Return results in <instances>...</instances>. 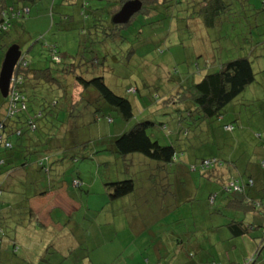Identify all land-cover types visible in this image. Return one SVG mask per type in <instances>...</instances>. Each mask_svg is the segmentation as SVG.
Returning a JSON list of instances; mask_svg holds the SVG:
<instances>
[{
  "label": "trees",
  "instance_id": "16d2710c",
  "mask_svg": "<svg viewBox=\"0 0 264 264\" xmlns=\"http://www.w3.org/2000/svg\"><path fill=\"white\" fill-rule=\"evenodd\" d=\"M38 1L40 0H12L9 3L8 0H0V49L4 47L8 49L14 44L8 40L11 29L16 26L20 27L19 22L29 16L30 7L36 5ZM104 1H111L114 4L108 11L109 19H102L98 13L100 8H95L90 14L88 13L93 18L92 26H82L80 33L84 32L83 36L94 38L100 45L117 43L115 49L125 51L126 55L119 57L112 47L110 49L101 46L103 53L101 56L96 55L95 58L87 61L84 58L85 52L78 51L70 57L71 62L62 64L57 47L50 46L48 49L52 66L32 64L31 58L23 55L14 69L8 96L3 98L0 95V111L3 112L0 119V175L4 170H6L4 172H8L17 167L21 160L33 164L37 172L48 175L51 171V160L56 153H60L59 156L72 162L75 168L79 165L80 158L93 161L96 159L94 155L100 154V159L95 160L96 168H98L97 164L101 160L103 164H99L100 169L96 171L100 174L102 170L105 179H101V177L100 179L103 182L108 203L133 197L137 209H140L141 213H144L150 205L156 207L157 214L155 213L151 218L153 225L171 227L176 222L166 224L162 218L177 210L181 204L176 205L174 196L169 197L165 194V192L169 194V190L174 188L171 177L173 171H170V164L179 162L183 155H191L190 152L184 150V145L190 147L191 142L198 140L200 134H207L209 128L214 130V133L207 134V138L216 136L217 129L235 132L236 126H239L237 124L239 114L234 120L232 119L233 124L226 122L225 116L231 114L229 116L234 117L229 107L242 105L236 99L248 86L255 82L251 61L247 56L237 57L229 61L221 60L217 63L212 59L210 62L204 63V68H199L195 64L196 76L193 75L192 77L189 75L193 71L182 72L180 70L178 74L175 71L174 85L176 88L171 89L166 99H162L161 102L175 114L177 129L176 131L175 128L166 130L163 123L158 124V130L164 135L160 134L165 142L164 145H161L158 139H153L149 133L150 130L157 127V123L154 121L144 120L131 125L128 129L124 127L112 128L113 119L109 116L110 112H115L123 123H130L134 118V106L140 101L139 99L131 101L123 95H116L107 86L105 80L109 76L108 73L114 72V69L107 64L128 65L135 50L123 36V32L128 30L136 16L142 17L148 26L158 23L161 26V36L156 37L159 40L162 37L164 41H168L172 39L173 31L176 33L183 31L185 38L188 36L190 38L189 34L193 33L192 30L196 33L198 32L196 30L203 28L213 32V29L222 25L223 19L228 17V20L232 18L237 21L238 18H241L247 22L246 14L249 11L252 13L250 14L252 18L259 13L264 14V0L262 9L256 13H253L256 9L250 0H138L141 3L140 10L126 23L120 24L113 23L112 17L123 4L131 0ZM87 4L85 3L83 6ZM49 14L50 17L53 16V13ZM88 14L86 19H88ZM51 21L53 26L75 22L71 16L67 15H62L58 22L52 19ZM228 23L233 27L234 33V24ZM244 26L246 27V25ZM248 26L252 29L251 24L248 23ZM218 29L220 31L221 27ZM210 40L214 42L213 37ZM124 42L128 43L129 46L125 48ZM152 76L150 82L144 80L142 84L146 86L157 84L160 81L155 74ZM166 77L168 78V76ZM164 80L166 79L164 78ZM75 88L79 89L76 97L73 95ZM123 93L136 95L138 89L128 87L124 89ZM156 97H153L154 100L152 101H155ZM253 102L254 100L251 101V104ZM63 110L68 114L66 118L59 116L58 111ZM87 111L90 114V121L88 123L80 121L79 118ZM99 121H105L107 130L103 129L102 134L97 139L77 141V132L90 130L91 126L98 128L97 123ZM226 126H231V130H226ZM232 136L227 138V151L224 156L203 158L199 161L197 159L188 166L186 165V169L194 173L200 168V176L198 177L218 184L220 193L210 192L207 198V204L210 209H215L213 211L217 212V215H220V211H217L218 207H214L217 195L224 196L225 206L222 209L229 212L250 214L253 221L251 223L245 220H232L227 224L231 237L237 238L259 230L264 240V188L261 190L262 197L251 198L249 192L257 186L255 179L236 177L237 172L234 163L241 159L244 154L241 151L239 155L235 153L238 148H233ZM261 137L260 134L258 139H262ZM47 140L52 143L50 144L51 147L54 149L63 147L62 150L47 151L41 149ZM58 144L62 145L57 146ZM257 144L255 153L258 152L259 154L256 153L259 156L258 167L264 175V143L261 144L259 141ZM231 152H233V157L236 156L234 160H228V155ZM106 153L114 156L116 166L114 172L111 162L105 156ZM251 153L253 154V151ZM136 155H141L146 160L143 158L135 159L133 156ZM32 159L33 161H31ZM134 159L137 165L143 162L144 167L153 162L155 166H159L160 171L164 172L166 180L163 190L162 185L156 190V193L147 187L146 183L149 178L146 175L147 170L140 173L142 176L134 175L136 179L127 174L129 167L135 164ZM205 162H208V166L204 165ZM109 166L111 167L110 170ZM139 172L137 170L136 174ZM126 175L128 176L125 178ZM120 176L123 178L119 179ZM108 178L115 181L108 183ZM231 184L237 186V189ZM262 184L264 186V179ZM72 185L81 188L82 180L78 176V171L76 177L72 178ZM160 189L161 191H159ZM170 193L172 194V191ZM1 195L2 190L0 189V202ZM156 199L159 206L158 204L155 205L154 200ZM139 202L146 203V206L141 207L139 205L138 207ZM138 216L143 224L150 226L149 221L143 215L139 214ZM170 233L173 236L176 235L174 234L176 232ZM179 233L181 232H177V234ZM4 236V224L0 220V251ZM173 241L176 246L183 240L178 238ZM156 247L155 253L160 254L164 246L157 243ZM16 249L17 247L13 244V253L16 252ZM259 253L260 250H257L256 254ZM163 254L166 256L158 257L157 263L159 264L165 258L166 264H171L172 260L169 262L166 260L169 253L164 252Z\"/></svg>",
  "mask_w": 264,
  "mask_h": 264
},
{
  "label": "rangeland",
  "instance_id": "374dc122",
  "mask_svg": "<svg viewBox=\"0 0 264 264\" xmlns=\"http://www.w3.org/2000/svg\"><path fill=\"white\" fill-rule=\"evenodd\" d=\"M8 1L9 3L12 2V0ZM262 2L263 0H250V3L256 9L253 13L262 9ZM85 3L88 4L83 6ZM112 6L114 4L111 1L106 2L104 0H40L36 5L30 7L29 16L19 22L20 27L16 26L11 29L8 40L18 45L22 56L27 55L30 57L32 64L52 66L51 64L53 63L51 62L48 49L50 46L57 47L62 64L71 62L72 59L70 57L78 51L85 52L84 58L89 61L95 58L96 55L101 56L103 54L101 46L110 49L111 47L113 49L117 47V43L100 45L94 38L91 39L88 36H83L84 32L80 33L82 26H92L93 18L89 14L93 9L100 8V12L98 13L105 20L109 19L108 11ZM49 13H53V16L50 17ZM87 14L88 19H86ZM250 14H252L251 11L246 14L247 22L241 18H238L237 21L232 18L228 20L229 17L224 18L221 23L222 25L213 29V32L206 31L203 28L200 30L195 27V29H198L196 30L198 32L195 33L192 30L193 33L189 34L190 38L189 36L185 38L183 31H177L178 34L173 31L172 39L168 41H164L162 37H160V40L156 37H159L161 33V26L158 23L148 26L144 23L142 17L136 16L132 20L128 30L123 32V36L129 41L130 45L132 44L135 52L128 65L107 64L114 69V72L108 73L109 76L105 82L116 95H123L129 98V100L131 99V101L139 99L140 102L134 106V118L130 123H123L115 112L109 111V116L113 119L112 128L124 127L128 129L131 125L144 120L154 121L157 123V127L150 130L149 133L153 139H158L159 143L164 145L165 142L160 135H163V133L158 130V124L163 123L166 130L175 128L176 131L177 129L176 119H174L175 114L161 102L162 99H166L171 89L176 88L174 85V72L176 71L178 74L180 70L182 72L193 71L189 75L192 77L193 75L196 76L195 64H204L206 61L210 62L212 59L217 63L221 60L229 61L245 56L251 61L255 74V82L248 86L236 99L242 105H232L229 107L234 117H230L229 115L231 114H229L225 116V121L232 122L233 124V120L239 114L237 117L239 121L237 124L239 126L235 128V132L239 136H241V127H244L241 124L247 122L246 118L248 115L257 112V118L264 121V14L259 13L254 18ZM62 15L71 16L75 22L53 26L51 19L58 22ZM228 22H231L232 25L234 24V33L233 27ZM248 23L249 25L251 24L252 29L249 28ZM219 27H221L220 31ZM211 37H213L214 42L210 40ZM9 42L6 43L8 44ZM129 44L124 42V47H128ZM6 50L5 47L0 49V68ZM115 50L119 57L126 55L125 51H118L117 48ZM153 74L158 76L157 78L160 81L157 84L144 86L142 82L144 80L150 82ZM128 87L137 88L138 93L136 95L124 94V89ZM78 91L79 89L76 88L73 91L75 97ZM153 97H156L155 101H152L154 100L152 99ZM252 100L254 102L251 104ZM58 113L60 118H66L68 115L65 110L58 111ZM253 117H255V114ZM79 120L88 123L90 121L89 112L83 113ZM250 123L255 125V119L250 120ZM97 126L98 128L91 126L90 130L77 132V141L82 142L88 139H97L102 134L103 129L107 130L105 121H99ZM217 130L216 140L218 143H205L202 146H195L194 143L199 140L207 141V134L202 133L199 135L198 140L192 142L190 147L184 145V150L190 152L192 157L198 159V161L203 158L224 156V153L227 151V138L234 133L226 132L223 129ZM260 134L262 135V139H258ZM256 137L257 139L252 141H249V139H244V141L239 140L240 147L238 149L240 150L235 153L239 155L240 151H244L249 145V151L252 152L255 149L254 145H258L254 144L256 141L257 143L259 141H261V144L264 143V132L257 133ZM256 153L258 154V152ZM256 153L253 152L252 154L255 162L259 159V154L257 155ZM99 156L101 155L95 154L94 158L96 159L93 161L81 158L79 161V165L82 164V168L80 169L84 180V182L82 181V185L85 183V187L82 189L81 211H78L75 217H79L81 227L86 228L84 233L86 239H83L82 229H79L76 234L84 240V244L81 246L82 250L79 252L81 257L80 264H83V260L84 264H142L141 253H145L146 256L151 255L156 251L157 243L164 246L160 251V256L165 257L166 254H163L164 252H168L169 255L174 256L175 259L171 264L188 263L190 261H199L200 264H264V240L262 239V233L259 230L251 232V235L253 234L255 237L254 240H251L248 236H245L246 238L231 237L226 227L221 226L224 225L222 224L223 221L227 218H229L228 221L231 218L237 221L244 220L245 214L232 211L226 213L223 218L222 213L217 215V212L213 211L215 209H210V206L207 204L208 195L210 192L220 193V189L218 184L198 177L200 176V168L196 170L197 172L192 173L197 176V185L195 187L190 185L188 194L183 195L180 200L181 206L176 211L168 213L162 218L166 224L175 221V225L171 227L165 226L162 230L155 227L151 221V218L157 212L154 206L150 205L144 213H141L140 210L130 211L129 214H126V212L117 211L115 205H108L107 195L101 180L105 178L102 175V170L100 174L96 171L95 160H99ZM105 156L111 162L112 171L114 172L116 169L114 156L107 153ZM133 157L135 159L143 158L141 155ZM135 159V164L129 167V172L127 173L132 175L130 177L133 179H136L134 175L142 176L140 173L145 172L143 162L137 165ZM143 159L146 160V158ZM180 160L182 161V158ZM241 160L242 158L238 159V163ZM153 163L150 164V168L156 167ZM67 165L68 163L59 166V170L64 169L62 177L65 184L70 186L71 192H81L82 194V191L76 190L78 189L77 186L72 185V178L76 177L75 168L70 166L66 169ZM110 169L111 167L109 166ZM137 170L140 172L136 174ZM122 178L123 176L119 177V179ZM82 185L80 186L82 187ZM88 185L91 187L90 194L84 191H87ZM221 199V197L217 199L214 205L215 208L218 207L220 201H222ZM102 207H105V210ZM139 214L149 221V233L151 235L138 239L137 237L131 238L130 229L123 222L124 220L126 221L127 216H136L141 221L138 216ZM98 228L101 229V238L97 237ZM179 231L182 233V245L177 244L175 246L174 243L168 245L175 240L172 239L173 234L170 232L177 233ZM196 244L202 245L203 252L196 251ZM257 250H260L258 255L256 254ZM30 257L32 258L33 255H30ZM133 257L134 261L131 262ZM157 258V254L155 258L151 257L149 264H158ZM176 258L178 259L176 260ZM159 264H166L165 258Z\"/></svg>",
  "mask_w": 264,
  "mask_h": 264
},
{
  "label": "crops",
  "instance_id": "0c3cea01",
  "mask_svg": "<svg viewBox=\"0 0 264 264\" xmlns=\"http://www.w3.org/2000/svg\"><path fill=\"white\" fill-rule=\"evenodd\" d=\"M203 65L204 64H197V67L204 68ZM2 113L3 112L1 110L0 119L2 118ZM256 113H254L255 117L253 118L252 116L254 114L248 115V117L246 118L247 122H243L241 124L244 126L240 129L241 136L234 132L232 136L234 144L233 148L240 147L241 140H255L257 139V133L264 132V121L260 118H257ZM252 119H255V125H252L250 123V120ZM207 132V134H213L214 130L209 128ZM205 143L213 144L218 142L216 140V136L213 135V137L207 138L206 142L199 141L195 142L194 144L195 146H202ZM50 144H52L50 140L45 141L41 146V149L52 151L62 150L63 148L61 147L59 149H54ZM254 144H257V141ZM61 145L62 144H58L57 146ZM249 146H247L244 151H241L244 154L241 157V162L238 163L237 160L236 163H234L237 172L236 177H241V179H245V177H252L253 179H255L257 186L254 190H251L249 192V197L259 198L263 196L261 190L264 188L262 184L264 175L263 172L259 170L258 161L255 162L253 160V157H251L252 153L249 151ZM255 146L256 145H254V147ZM253 152H255V149H253ZM59 155L60 153H56V155L52 158L51 171L48 175L37 172L33 164H28L27 162L22 160L17 164V167H14V169H12L11 171L4 172L6 171L4 170L1 173L0 189L2 190V195L0 202V220L4 224L5 236L3 240L2 250L0 251V264L81 263L79 252L82 250L81 246L84 244L83 239H86L84 234L86 228L84 229L83 227H81L79 217H75V215L78 213V211H81V202L83 197L82 189L83 187H85V183H83L81 188L76 189L77 191H82V194L81 192L74 193L70 191V186L65 184L62 177L64 169L59 170V166H63L66 163H68L66 169H68L70 166L75 168V166L72 162ZM182 157V161L180 160L179 162L170 164V171H173V173H171V177L174 188L169 190V194L165 192V194L169 197L171 195L174 196L176 205H179L181 203L180 200L182 199L183 195L188 194L190 185L194 187L197 185V176L186 169V165L188 166L190 163H193L197 159L192 157V155H183ZM234 159L235 158L233 157V152L229 153L228 160ZM31 161H33V159ZM99 164H103L102 160L100 163L98 162L97 169H100ZM81 165H78L75 170L76 172L78 171L79 178L84 182L80 169L82 168ZM144 169L148 171L146 174L149 177L146 183L147 187H150L151 191H155L156 193V190H158L160 188V185H162L163 190L166 180L164 172H162V170L160 171L159 166L150 168V165H147L146 167H144ZM114 181L115 180L108 178L107 182L111 183ZM84 191L87 194H90L91 187L88 185L87 191ZM159 191H161V189ZM171 191L172 194L170 193ZM219 197L223 198L224 196L217 195L216 201ZM221 200L222 201H220L217 211H220L219 214L222 213V216L224 218L225 214L229 213V211L222 209L225 206V200L224 198ZM154 202L156 203L155 205L158 204L159 206V202L157 199L154 200ZM108 205H115L117 211L119 210L121 212H126V214L130 211H140V209H137L136 201L133 197L127 199H119L117 201L108 203ZM139 205L141 207H145L146 203L139 202L138 207ZM102 208L103 210H105V207ZM232 219L233 218H231V220ZM228 220L229 218L223 221L222 224L224 225L220 224L221 226L226 227L227 230V224H229L231 221ZM244 220L249 223L253 222L249 213L245 214ZM123 223L127 228L130 229L131 238L137 237L138 239L140 237L151 235V233H149L150 226H146L135 216L126 218V221L124 220ZM155 227H161L162 230L164 228L160 225H157ZM79 229H82L83 231V239L76 235ZM174 234L176 235H174L172 239L182 238L181 233H179L178 235L177 233ZM245 236H248L249 238H251V240L255 239L254 235H251V233L241 237L246 238ZM97 237L101 238L100 228H98ZM171 243H174V241L170 242L168 245H171ZM182 243L183 241L179 244L182 245ZM13 244L17 247L16 252L14 253L12 251ZM196 246V251L198 250L200 252H203L204 249L201 244H196ZM30 255H33V257L31 258ZM155 255V252L147 256L145 253H141V261L145 262H142V264H149L150 258H155ZM157 256L160 257V254H157ZM134 257L132 258L131 262L134 261ZM174 259L175 258L173 255L168 254V256L166 257V260L168 262L170 260L173 261ZM177 259L178 258H176V260ZM84 263L85 262L83 260V264ZM179 264H183V262H180ZM184 264H200V262L190 261L188 263L185 262Z\"/></svg>",
  "mask_w": 264,
  "mask_h": 264
},
{
  "label": "water",
  "instance_id": "95a60500",
  "mask_svg": "<svg viewBox=\"0 0 264 264\" xmlns=\"http://www.w3.org/2000/svg\"><path fill=\"white\" fill-rule=\"evenodd\" d=\"M141 8L138 0H131L122 5L120 10L112 17L113 23H126ZM22 54L18 45H11L5 52L0 68V95L3 98L8 96L10 81L16 65Z\"/></svg>",
  "mask_w": 264,
  "mask_h": 264
},
{
  "label": "built area",
  "instance_id": "2783aa9c",
  "mask_svg": "<svg viewBox=\"0 0 264 264\" xmlns=\"http://www.w3.org/2000/svg\"><path fill=\"white\" fill-rule=\"evenodd\" d=\"M20 60H19V62H20ZM12 81H13V75H12V79L10 81V87H11ZM10 87H9V90H10ZM8 94H9V92H8ZM10 113H12V111H10ZM225 129L228 130V131H230L231 130V126H226ZM204 165L205 166H208V162H205ZM231 186L234 187L235 189H237V186H234L233 184H231Z\"/></svg>",
  "mask_w": 264,
  "mask_h": 264
}]
</instances>
